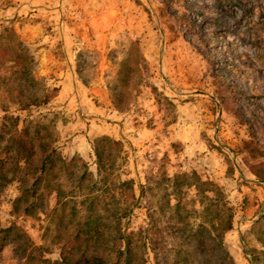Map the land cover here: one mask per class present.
I'll return each mask as SVG.
<instances>
[{
	"label": "rangeland",
	"instance_id": "rangeland-1",
	"mask_svg": "<svg viewBox=\"0 0 264 264\" xmlns=\"http://www.w3.org/2000/svg\"><path fill=\"white\" fill-rule=\"evenodd\" d=\"M225 2L0 0L38 98L3 61L0 148L30 147L0 169V264H264V0ZM101 136L120 152L98 175ZM45 145L64 163L40 174ZM192 171L220 194L164 181Z\"/></svg>",
	"mask_w": 264,
	"mask_h": 264
},
{
	"label": "trees",
	"instance_id": "trees-1",
	"mask_svg": "<svg viewBox=\"0 0 264 264\" xmlns=\"http://www.w3.org/2000/svg\"><path fill=\"white\" fill-rule=\"evenodd\" d=\"M218 4H222L225 0H216ZM6 51V58L0 56V65H2L3 61H7L9 63L8 67L11 70L13 75V91L18 96L17 105H20V108L27 107L29 105H37L38 98L35 94H25L24 91H29L28 85L31 83L32 78H28V73L30 69V65L32 64V58L27 54L26 49L22 46L21 42L17 40L13 31L9 28H3L0 33V51ZM1 55V54H0ZM9 55V56H8ZM5 56V55H4ZM1 59H3L1 61ZM4 66V64L2 65ZM23 78V79H20ZM6 80L9 81V77L1 76L0 81ZM121 83V82H120ZM11 84V83H10ZM46 99L45 97L43 98ZM41 103H43L41 101ZM16 119V118H15ZM27 131L25 128L20 130H14L7 139L4 144L0 148V154L3 155L0 158V169L4 168L9 159H13L14 165L16 166L19 157H26L27 148L30 147L29 138L26 136ZM47 144V143H46ZM107 145H110L112 150L106 151L105 148ZM92 152L95 158L94 164L96 166V172L98 175H102L105 171H107V167H111L112 163L116 158H119L120 152V143L118 141L110 140L105 136H101L95 138L92 142ZM15 158V159H14ZM64 162L57 156L53 148L45 147L42 148L41 160L39 163V173L44 174L47 168L54 167L56 165H61ZM189 180L192 181L188 182ZM165 182L171 184V188L180 187L181 185L186 184L187 187L192 186L196 193H210L212 195H219L220 188L215 186L212 182L208 180L201 181L195 172H190L188 174L181 173L174 175L172 179L166 178ZM125 183H120V185H124ZM143 188L140 186V190ZM209 205L213 206L218 202L213 198H209ZM227 210L229 208H226ZM231 214L229 213L225 222H221V232H226L230 229L231 226ZM179 233H182V228H177ZM199 231L195 230L190 236H195ZM125 238L123 251L121 254L127 253L131 250L129 241L130 238ZM178 254L181 255L183 253L180 248L177 250ZM70 254V252H68ZM60 264H102V261L92 255V254H81L76 258H70L69 256L60 255Z\"/></svg>",
	"mask_w": 264,
	"mask_h": 264
}]
</instances>
